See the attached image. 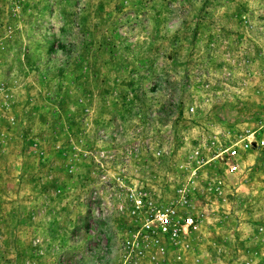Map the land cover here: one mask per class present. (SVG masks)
Masks as SVG:
<instances>
[{"label":"rangeland","instance_id":"obj_1","mask_svg":"<svg viewBox=\"0 0 264 264\" xmlns=\"http://www.w3.org/2000/svg\"><path fill=\"white\" fill-rule=\"evenodd\" d=\"M261 140L264 0H0V264H264Z\"/></svg>","mask_w":264,"mask_h":264},{"label":"built area","instance_id":"obj_2","mask_svg":"<svg viewBox=\"0 0 264 264\" xmlns=\"http://www.w3.org/2000/svg\"><path fill=\"white\" fill-rule=\"evenodd\" d=\"M261 145H264V140L260 141ZM230 155L235 157L238 155L237 149L233 148L230 150ZM237 168V164L235 162L231 163V169L235 170ZM137 203H141V199L137 200ZM155 219L158 223V227L164 233H169L171 235L177 234L179 226L177 220L174 216V210H170L169 208L164 210H158L155 213ZM193 219L191 217H185L183 219V225H189L192 223Z\"/></svg>","mask_w":264,"mask_h":264}]
</instances>
